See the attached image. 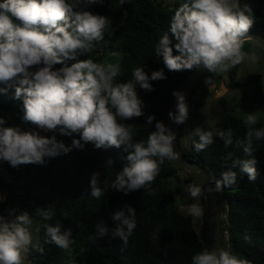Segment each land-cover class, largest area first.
I'll use <instances>...</instances> for the list:
<instances>
[{
	"label": "clouds",
	"instance_id": "9594fccd",
	"mask_svg": "<svg viewBox=\"0 0 264 264\" xmlns=\"http://www.w3.org/2000/svg\"><path fill=\"white\" fill-rule=\"evenodd\" d=\"M104 0H4L0 3V93L14 89V99L23 102V121L34 126L33 130L6 127V119L0 117V161L18 168L26 164L44 165L46 158L66 154L72 148L82 149L93 143L96 148H121L128 153L129 163L119 171L115 179L101 180V172L91 176V196L99 199L109 191L125 195L144 189L154 192L152 183L158 176L160 165L167 160L178 159L174 151L176 134L163 122L155 123L146 142L133 143V127L126 123L145 115L146 105L139 97L137 87L146 92L154 91L151 81L166 79L163 69L149 76L144 67L133 70L132 80L117 83L122 75L119 63L81 60L68 66L65 62L75 60L77 54L90 53L95 44L104 39V32L112 25L106 16L87 10L90 6L103 4ZM253 9L241 0H187L171 18L170 32L175 41L173 54L169 32L160 38L155 48L169 71L200 69L213 75L229 72L245 59L255 62V52L243 50L247 33L253 26ZM113 56L118 55L113 52ZM64 65L55 68L56 65ZM211 79L205 84L210 85ZM177 98L175 111L168 113L176 124H184L190 115L189 105L183 91H174ZM154 115L147 116L151 125ZM258 116L247 114V129L243 147L248 159H238L232 167L239 166L249 181L257 179V160L252 157L254 141L264 140V127L256 128ZM41 129L59 132L65 136L79 135L71 146L58 142L55 136H41ZM192 136L197 151L205 150L214 142V136L233 143V133L216 128L203 130L196 127ZM81 141L84 143L82 144ZM111 164V161H109ZM215 187L209 192H221L237 183V173L231 169L214 180ZM103 184V187H101ZM185 191L193 199H199L201 187L190 184ZM126 212L129 215H126ZM193 217L203 215L198 204L188 206ZM11 220L0 215V264H23V254L32 245L29 213L22 212ZM36 215L51 221L55 209L38 208ZM115 227L109 228L105 221L95 224L96 235L105 236L111 231L113 238H120L127 247L136 224V210L125 205L112 215ZM49 242L69 250L74 242L71 229L61 231L57 223L44 224ZM159 239V236H156ZM43 252V249H39ZM192 264H249L239 259L230 249L223 247L204 249L192 257Z\"/></svg>",
	"mask_w": 264,
	"mask_h": 264
},
{
	"label": "trees",
	"instance_id": "16d2710c",
	"mask_svg": "<svg viewBox=\"0 0 264 264\" xmlns=\"http://www.w3.org/2000/svg\"><path fill=\"white\" fill-rule=\"evenodd\" d=\"M3 2L0 0V3ZM185 2L187 0H179L172 8L163 7L161 2L153 0H104L103 4L90 6L87 10L106 16L112 25L105 30L104 39L95 44L90 53H78L75 60L65 62L68 66L89 58L94 62H103L104 51L110 49L121 54L118 63L122 75L116 78L117 83L132 80L133 70L138 67H144L149 76L153 71L164 70L166 79L151 81L154 91L146 92L137 87L146 108L145 115L126 121L133 127V143L146 142L149 134L155 130L157 121L168 126V113L174 110L177 103L173 92L183 91L192 71H169L162 57L155 54L156 45L165 32H169L172 39L173 54H179L174 48L177 41L171 35L170 23L177 8ZM244 3L253 9L254 23L250 29L264 33V0H244ZM63 66L58 64L55 68ZM239 66L226 73L228 89L250 85L255 103L264 109L262 74L249 73L238 77ZM2 87L5 86L0 84ZM197 91L198 84L192 97ZM190 103L191 99L189 108ZM200 113V104L197 103L194 117ZM23 115V102L14 99V89H10L7 94L0 93V117L6 119V127L33 130V125L23 121ZM149 115L156 117L151 125L147 123ZM255 127L262 128L264 125L257 121ZM201 128L205 131L219 128L233 133L231 145H226L224 140L214 136L211 145L203 151H197L194 141L198 142V137L192 136L189 147L183 149L181 146L189 160L198 162L206 169L212 183L229 169L237 173L235 185L216 192L223 201V248L230 249L237 258L245 259L249 264H264V140L253 143L252 157L257 160L258 175L255 181H249L247 174L240 172L239 166L232 167L234 161L250 158L245 155L243 147L236 143L245 139L247 129L244 119L228 110L224 104L220 120L215 124L204 121ZM35 130L41 136H55L58 142L66 146H71L74 139H80L76 134L65 136L59 132ZM127 156L123 146L98 149L89 142L82 149L72 148L66 154L46 158L44 165L26 164L14 168L7 162L3 164L0 187L5 196L0 202V215L11 220L13 216L9 210H14L15 215L28 212L31 217L42 221L40 240L27 251L30 264H192L194 255L204 249L210 250L204 194L201 192L205 205L204 228L200 234L192 215L184 212L176 203L175 195L164 188L167 179L180 170L170 160L166 159L160 165L159 174L152 183L154 192L140 189L127 195L109 191L99 199L91 196L92 174L99 171L101 180L108 179L111 183L129 163ZM186 183L199 186L189 172ZM125 205L135 208L137 224L127 247L123 246L120 238H113L111 231L108 235L97 236L95 228L99 220L105 221L110 229L115 227L112 215L117 210H125ZM41 207L55 209L51 221L36 215V210ZM126 215L129 214L126 212ZM46 223L53 226L59 223L61 231L71 229V239L74 241L70 245L71 254L69 250L49 242L43 227ZM39 249H43V252Z\"/></svg>",
	"mask_w": 264,
	"mask_h": 264
},
{
	"label": "rangeland",
	"instance_id": "374dc122",
	"mask_svg": "<svg viewBox=\"0 0 264 264\" xmlns=\"http://www.w3.org/2000/svg\"><path fill=\"white\" fill-rule=\"evenodd\" d=\"M159 1L163 7L172 8L175 6L176 2L179 0H153ZM244 3V0H241ZM243 50L252 53L255 52L258 59L253 62L251 60L245 59L238 70V77L244 76L249 73H260L263 76V88H264V51L261 46L252 39H246L243 45ZM113 51L107 49L103 54V62L118 63L121 54L113 56ZM211 79L212 83L210 85L205 84L206 79ZM228 76L226 73L220 75H213L208 71L202 76L198 83V91L191 98L190 103V115L189 119L185 122L183 133L180 136V144L183 149L189 147L190 140L192 138V131L196 127H201L204 121H208L211 124L217 123L223 115V106L228 108V110L233 111L237 116L245 119L247 114L256 113L258 116V121L264 125V109L255 103L253 99V94L251 86H246L244 88L228 89L227 87ZM197 86V85H196ZM224 99V101H222ZM200 104V115L194 117V111L196 104ZM5 162L0 161V172H2ZM3 167V168H2ZM188 176V171L180 169L177 173L167 179L164 188L175 195V201L180 206L184 212H188V206L191 204H198L203 212L200 217H193L196 230L202 234L204 228V205L205 203L200 195L199 199H193L185 191L187 188L186 178ZM5 193L0 187V202L3 200ZM32 223L30 225V231L32 235V244L39 242L40 240V228L42 221L38 218L31 217L29 215ZM30 247V246H29ZM29 249V248H28ZM28 251V250H27ZM30 260L27 256V252L23 254V264H30Z\"/></svg>",
	"mask_w": 264,
	"mask_h": 264
},
{
	"label": "water",
	"instance_id": "95a60500",
	"mask_svg": "<svg viewBox=\"0 0 264 264\" xmlns=\"http://www.w3.org/2000/svg\"><path fill=\"white\" fill-rule=\"evenodd\" d=\"M246 39H252L264 48V33H262L261 31L250 29L247 33ZM206 71L207 70L201 67L200 69H194L190 72L183 88L187 103H189L196 85L198 84L199 80L202 78ZM173 111H175V108ZM182 126L183 124H176L173 120L168 117V127L176 134V140L174 141V151L179 154L178 159L170 161L173 166L179 169L187 170L197 180L206 199L208 239L210 242V250L212 248L223 247V201L216 192L208 191L210 187L214 188V185L206 169L202 167L198 162L189 160L187 155L182 151L180 145V130Z\"/></svg>",
	"mask_w": 264,
	"mask_h": 264
},
{
	"label": "built area",
	"instance_id": "2783aa9c",
	"mask_svg": "<svg viewBox=\"0 0 264 264\" xmlns=\"http://www.w3.org/2000/svg\"><path fill=\"white\" fill-rule=\"evenodd\" d=\"M3 168V167H2Z\"/></svg>",
	"mask_w": 264,
	"mask_h": 264
}]
</instances>
